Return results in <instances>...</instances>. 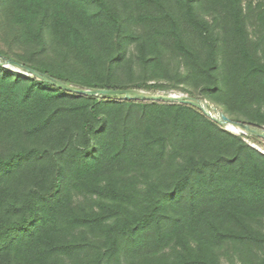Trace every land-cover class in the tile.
<instances>
[{"label": "trees", "instance_id": "obj_1", "mask_svg": "<svg viewBox=\"0 0 264 264\" xmlns=\"http://www.w3.org/2000/svg\"><path fill=\"white\" fill-rule=\"evenodd\" d=\"M3 60L74 89L181 91L264 128V0H0L4 264H219L225 249L264 264V140Z\"/></svg>", "mask_w": 264, "mask_h": 264}, {"label": "water", "instance_id": "obj_2", "mask_svg": "<svg viewBox=\"0 0 264 264\" xmlns=\"http://www.w3.org/2000/svg\"><path fill=\"white\" fill-rule=\"evenodd\" d=\"M3 65L14 67L26 75L35 77L43 82H46L64 92L89 96V97H116L121 100L126 101H140V102H165L172 104H184L196 108L205 117L216 123L218 126L223 127L225 125H232L238 127V129L245 135L252 136L255 138H260L264 140V128H258L255 126H250L247 124L236 123L226 117L224 114L218 112L215 107L210 106L207 102L201 101L199 99L189 98L183 95H161V94H149L143 91L137 90H109V89H74L68 86L63 81L57 80L47 74L41 73L32 68L23 66L11 60H3Z\"/></svg>", "mask_w": 264, "mask_h": 264}, {"label": "rangeland", "instance_id": "obj_3", "mask_svg": "<svg viewBox=\"0 0 264 264\" xmlns=\"http://www.w3.org/2000/svg\"><path fill=\"white\" fill-rule=\"evenodd\" d=\"M243 4H244V2H243ZM250 30H252V29L250 28ZM127 50H130V46L129 45L127 46ZM3 67H5L6 69H9V70H12L14 72L22 73L20 70L14 68V67H11V66L3 65ZM131 70L133 71L132 74H130L127 70L123 69L122 75L119 76L121 78L122 82L127 83L128 80L138 79V77L140 76L139 68L138 67H133ZM183 70H184V68H179L178 73H181ZM145 93L151 94L150 92H145ZM156 94L164 95L162 93H156ZM169 94L183 95V96H187V97L191 98L190 95L182 93L181 91H172ZM196 94H198V92H196ZM205 102H207L210 106L215 107L211 102H209V101H205ZM218 112H220V111L218 110ZM232 127L238 129V127H235V126H232V125H225V126L222 127V129L225 130L226 132H228V133L240 138L243 142H245L251 148L263 153V148L261 146L255 144V143H253L249 139L248 135L243 134L239 129H238L239 130L238 132H234ZM82 202H83V197L82 196H77V195L73 194L70 197V201L68 203H69L70 207L72 208L74 205L76 206L77 203L79 205ZM260 228H261L262 232L264 233V217L262 218V220L260 222ZM76 231H78V230H76ZM76 231H72L70 234H74ZM67 235H69V234L65 231L62 235H60V236H58L56 238H64ZM225 252L226 253H221V255L219 256V264H238L235 261V259H234L233 255H232V253L230 252V250L225 249ZM4 255L5 254H0V264L6 263L5 262L6 261V257ZM59 259L62 262V264H73V260H77V261L78 260H81V261L84 260V258L80 257V256L79 257H75L74 259L68 258L67 256H62ZM52 260H54V259H51V261Z\"/></svg>", "mask_w": 264, "mask_h": 264}, {"label": "bare ground", "instance_id": "obj_4", "mask_svg": "<svg viewBox=\"0 0 264 264\" xmlns=\"http://www.w3.org/2000/svg\"><path fill=\"white\" fill-rule=\"evenodd\" d=\"M232 129H233L234 132H238V131H239L238 129L233 128V127H232ZM234 132H233V133H234Z\"/></svg>", "mask_w": 264, "mask_h": 264}]
</instances>
